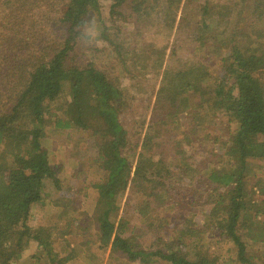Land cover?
<instances>
[{
	"label": "trees",
	"instance_id": "16d2710c",
	"mask_svg": "<svg viewBox=\"0 0 264 264\" xmlns=\"http://www.w3.org/2000/svg\"><path fill=\"white\" fill-rule=\"evenodd\" d=\"M134 15L172 38L149 63L127 61ZM91 20L97 36L85 33ZM85 40L95 55L82 62ZM250 69L264 70V0H0V264H78L75 229L86 222L96 224L101 252L132 264H264V180L249 189L232 161L207 157V168L185 157L173 168L162 154L196 119L229 131L238 167H264V82ZM93 107L105 129L88 117ZM18 120L31 131L12 139ZM54 130L73 149L86 134L99 139L97 176L47 161L43 141ZM64 183L79 204L38 222L63 208L54 198ZM142 204L151 222L132 227ZM170 228L176 235L156 234Z\"/></svg>",
	"mask_w": 264,
	"mask_h": 264
},
{
	"label": "rangeland",
	"instance_id": "374dc122",
	"mask_svg": "<svg viewBox=\"0 0 264 264\" xmlns=\"http://www.w3.org/2000/svg\"><path fill=\"white\" fill-rule=\"evenodd\" d=\"M56 10V9H55ZM130 12V11H129ZM132 22L127 25V32H125V35H128L130 37H133L135 42H132L133 45L132 47L129 49L127 58H128V63H149L150 61L153 60L154 55L153 53L157 52V51H161V44H163L164 42L166 43V41L169 39L170 35L168 32L164 31V30H153L156 29L152 26H148V24H144V23H136L137 19H136V15L132 16ZM48 26L52 27V29L54 31H56V28L53 27V24H49ZM65 31V29L63 30ZM97 31H98V25L94 20H91L88 27L85 29V33L88 36H92L95 34V36H97ZM57 32V31H56ZM61 35V31L58 30V32ZM173 34V32H172ZM157 35V36H156ZM171 38V37H170ZM172 39V38H171ZM137 42V43H136ZM95 43L96 46H101L102 47V43L100 41H98L95 37ZM81 46H79V48H77V51L81 52L83 51V53L87 54V57H84V55H82L81 53H78V59L79 60H83L82 62H85L87 58L92 57L93 55H95L94 52L88 51L89 47L92 46L91 43H88L86 40L82 41ZM149 45H154L153 49L151 48H147V46ZM219 46V45H218ZM94 53V54H93ZM83 64H87V63H83ZM136 66V64L134 65ZM219 68H216V70H218ZM253 69H250L248 72L252 75V77L254 79L257 80H261L264 82V70H256L255 72H253ZM123 81H126L127 83L132 81V79H123ZM122 81V82H123ZM132 87H134V82L131 83ZM134 91L133 93L136 94L137 97H139L142 92L139 89L133 88ZM141 92V93H140ZM145 99V96H143ZM143 105V104H141ZM196 109L199 110L198 106L194 107ZM97 109L95 107H93L91 109V112L88 114L91 117H93L91 120L94 121V126L97 127L99 130L105 129L107 126L105 125V122L103 121V119H100V117L98 116H94L95 114H97ZM193 112V111H192ZM201 112H199L200 114ZM145 114V112H144ZM207 114L204 113L202 111L201 116H206ZM153 117V110H151L150 114L147 116V114H145L143 119H147V122H151V119ZM193 119H195L194 117L190 116L188 118V121H192ZM207 121V120H206ZM218 124H220V117L218 119V121H216ZM147 125V124H146ZM160 128V127H158ZM226 129H228V127H224ZM10 136L13 137L12 139H16V136L18 137H25V136H29L30 131H31V127L28 123H26L23 120H18L15 123H13L10 127ZM138 130H142V125H139ZM148 127L146 128V132L148 131ZM168 133V132H167ZM229 131L228 130H223L221 129V131L218 129V127H216L215 125H207L205 121H201V120H196L194 121L193 125L190 127L189 133H185L182 132L181 135V139L180 141H178L177 143H175L174 147H173V152H168L166 153V150H164L162 152L163 154V158H165L166 155V164H170L171 167H176L177 166V162L176 160L179 158L180 160V164L184 165L185 163H187L186 158L188 159V161H193L198 165H202L204 167H209L211 165L209 159L207 157H209L210 159H214L216 160V163H218V159L217 158H221V160L223 159V161H225L223 164H227L230 161H232L231 165H232V169L231 171L233 173L240 174L241 170L240 168H242V173L245 175V177L247 178V183H248V188L250 189L252 187L253 184H256L257 181H263L264 180V167L263 166H258L255 163H248L245 167L241 166L238 167L239 164H236V162L233 161V155L231 156V158L228 159L229 155L231 153V146L234 143V139L233 136L231 134H228ZM141 134V132H140ZM139 134V135H140ZM51 137L47 138V141H43V148L45 151H47V161L52 164L54 167L56 166V168L58 167H63L64 172L68 175H72L74 173H76L78 171V169L81 168L80 171L82 172H87L90 171V173H92L93 175H98L99 171L101 170V164L99 165L98 160L99 158L97 157V152H98V146H99V139L97 137H94L95 139L91 138V136H87V134L84 136L85 140L83 142V144L80 146L79 150L78 149H73L71 145H66L63 143V141L65 140V138H67V133H65V135L62 134V132H59L57 130H54L51 132ZM167 135L164 134L163 137ZM43 137V135H42ZM139 137V136H138ZM166 140V138H165ZM166 142V141H165ZM168 144H170L169 142H167ZM179 146H185L183 148V150L178 149L176 147ZM223 147L226 148L222 149ZM228 148V149H227ZM187 153V155H185ZM87 155L86 158H84L82 160V163L80 162L79 156L78 155ZM181 156V157H180ZM186 157V158H185ZM75 164H82V166L84 165V167H77V165ZM230 165V166H231ZM90 166H92V168H90ZM195 166V165H194ZM206 174V173H205ZM63 191H65L64 193L60 194L59 197L54 198V201L58 202V205L63 206V208L61 209H57L55 212L54 210L51 211V209H49L47 212L48 213H42V216H39V220L38 222L43 223L44 220V216H48L50 214H54V217L56 219L60 218L61 216H64L70 212L69 209H74V207L76 206L75 204H73L70 208V205L72 203H78L77 197L73 194L70 193L68 194V185H66L64 183L63 185ZM144 194H146V192H143ZM127 196V195H126ZM122 197V195H120L118 197V201L125 203L126 202V198L127 197ZM142 200V199H140ZM69 207V208H66ZM145 209L146 206L144 204H142L141 207H139V213L140 216L142 215L141 218L138 219V221L133 220V222L135 223V225H132V227L139 225L141 223L145 224V222H151L150 216H146L145 213ZM168 208L166 207V210ZM50 211V212H49ZM171 212L173 214L172 217H170V220H175L174 223L177 221L178 219V215L175 214V210L171 211L170 207L168 212ZM95 212H92L89 216V218L91 217H96V214L94 215ZM44 217V218H43ZM170 220L164 221L163 225H169L171 223ZM95 221V218H94ZM37 222V221H36ZM37 222V223H38ZM86 224L88 226H84V223L82 225H80L79 227H76L75 230H79L78 233L80 235V237H82L83 239L81 240L82 242H80V244H78L77 246L80 247V254H84L83 259H81L79 261L78 264H115L116 260L119 257V253L117 250H113V249H109L107 252H101L96 245H99L100 240L98 239V236L96 237V224L94 222H86ZM148 229V228H147ZM61 230L63 231L64 228L62 227ZM177 231L176 229H172L170 228L169 230H166V232L159 234L156 233L157 235H165V234H169L171 236L176 235ZM156 236V235H155ZM217 239V238H215ZM225 253V251H224ZM217 255H219L218 253H216ZM121 257H123V255H121ZM121 264H126L127 260H121ZM25 264V263H23ZM155 264H164V262L159 259L158 261L155 262Z\"/></svg>",
	"mask_w": 264,
	"mask_h": 264
},
{
	"label": "crops",
	"instance_id": "0c3cea01",
	"mask_svg": "<svg viewBox=\"0 0 264 264\" xmlns=\"http://www.w3.org/2000/svg\"><path fill=\"white\" fill-rule=\"evenodd\" d=\"M84 255H85V253L84 254H81L80 258L83 259ZM124 259H125L124 257H119L118 259H116L115 264H121V262H122L121 260H124ZM126 264H132V263L131 262H128V260H127V263Z\"/></svg>",
	"mask_w": 264,
	"mask_h": 264
}]
</instances>
